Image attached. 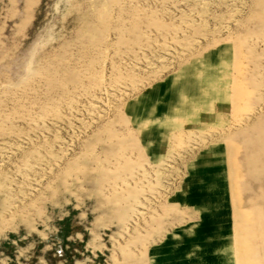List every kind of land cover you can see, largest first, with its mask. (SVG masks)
I'll return each mask as SVG.
<instances>
[{
	"label": "rangeland",
	"instance_id": "374dc122",
	"mask_svg": "<svg viewBox=\"0 0 264 264\" xmlns=\"http://www.w3.org/2000/svg\"><path fill=\"white\" fill-rule=\"evenodd\" d=\"M0 264H264V0H0Z\"/></svg>",
	"mask_w": 264,
	"mask_h": 264
},
{
	"label": "crops",
	"instance_id": "0c3cea01",
	"mask_svg": "<svg viewBox=\"0 0 264 264\" xmlns=\"http://www.w3.org/2000/svg\"><path fill=\"white\" fill-rule=\"evenodd\" d=\"M203 250H205V249H203ZM198 260H196V262H197Z\"/></svg>",
	"mask_w": 264,
	"mask_h": 264
}]
</instances>
